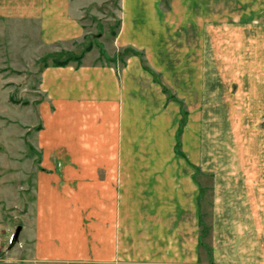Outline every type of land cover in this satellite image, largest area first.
Returning a JSON list of instances; mask_svg holds the SVG:
<instances>
[{
    "label": "crops",
    "instance_id": "1",
    "mask_svg": "<svg viewBox=\"0 0 264 264\" xmlns=\"http://www.w3.org/2000/svg\"><path fill=\"white\" fill-rule=\"evenodd\" d=\"M167 1L117 0L99 60L98 0H0L2 168L5 112L32 134L0 169L26 196L0 210L19 209L29 264H264V0ZM39 48L31 100L10 99Z\"/></svg>",
    "mask_w": 264,
    "mask_h": 264
},
{
    "label": "rangeland",
    "instance_id": "2",
    "mask_svg": "<svg viewBox=\"0 0 264 264\" xmlns=\"http://www.w3.org/2000/svg\"><path fill=\"white\" fill-rule=\"evenodd\" d=\"M164 4L169 3L167 0H163ZM117 0H98V3L96 4L98 7H93V11L90 12V9L87 11V20H89V33L87 35L86 40L83 43V49L84 47L88 46V43H93L96 50L94 52L99 53V60H102L104 57L103 55H111L112 51L114 50L112 47V40H113V34L115 33V30L117 29ZM97 9V10H95ZM90 12V13H89ZM95 12L96 15H92V13ZM91 16H95L94 18H91ZM92 33V35H91ZM100 33L103 37L100 40H96L91 38V36ZM30 42V43H29ZM27 45H31L32 41L29 40ZM82 49L80 47H77L76 53L80 54V51ZM29 51V50H27ZM39 54H33L30 56V59H26L23 66H17V69L21 71L20 75H23V80L16 81V84H21L24 88V92L21 96H18L17 92H12V95L10 99H20V100H31V90L37 89V74L38 71L42 68V62L40 63L39 60H36V57L40 55V58L44 55V50H40L39 48ZM126 53V50H124ZM87 52V51H85ZM97 53H94V56H96ZM85 54V53H84ZM44 61H47L50 63V59L45 58ZM15 68V67H14ZM11 70L12 68H7ZM6 70V69H5ZM9 75L14 73V71L8 72ZM35 76H33V75ZM20 86H18L19 88ZM171 94V93H170ZM169 94V98L172 96V94ZM3 97V96H2ZM1 97V98H2ZM3 111V110H2ZM1 114V112H0ZM27 112L25 108L22 107H12V110L9 112H5V116H7L9 119L15 121V125H8V133H11L12 135L9 136L11 139V148L8 150V153L10 154L8 156V162H7V168L4 166L2 168V164L4 163L3 160H5V151L0 139V155L2 156L0 159V169L1 170H15L13 166L16 164H22L21 166H24L26 161L23 163L19 162L20 157V149L23 148L24 151H28L30 153V147L25 141H30V137L23 138L22 141L16 139V134L20 132V126L21 123L26 116ZM4 116V115H3ZM35 120V118H34ZM3 125V119L0 118V125ZM4 128L3 126L0 129V137L4 136ZM12 157V158H11ZM12 159V160H11ZM20 169H23V167H20ZM9 175V174H8ZM18 180L14 179L12 182H9L8 184L1 183L0 184V205H5V207L8 206V202L10 200L8 199H19L23 198V196H26V193L23 192L18 188L17 182ZM8 197V198H7ZM15 203V200L12 201V203ZM17 208V207H16ZM12 208V206L8 208H3L0 210V259L4 258L8 260L9 258H16L18 259H25V262L18 261L13 262L16 260H13L11 263H7L6 261L0 262V264H29V260L32 259L31 257L25 255V237H26V230H24L22 233H20L18 242L13 245L12 248H10V239L12 234L14 233L16 227L22 226L25 224V221L22 220L21 214L19 213V209ZM10 248V249H9ZM31 264V263H30Z\"/></svg>",
    "mask_w": 264,
    "mask_h": 264
},
{
    "label": "trees",
    "instance_id": "3",
    "mask_svg": "<svg viewBox=\"0 0 264 264\" xmlns=\"http://www.w3.org/2000/svg\"><path fill=\"white\" fill-rule=\"evenodd\" d=\"M88 50H90V47L89 46L85 47L83 49V55L85 51H88ZM81 58H82V54L75 55V54L68 53V52H60V53L55 54L53 58V64L56 66H64L72 61H76L77 63H79Z\"/></svg>",
    "mask_w": 264,
    "mask_h": 264
},
{
    "label": "water",
    "instance_id": "4",
    "mask_svg": "<svg viewBox=\"0 0 264 264\" xmlns=\"http://www.w3.org/2000/svg\"><path fill=\"white\" fill-rule=\"evenodd\" d=\"M20 231H21V226L16 227L14 233L12 234L11 240H10V244H9L10 248H12L13 245H15L18 242Z\"/></svg>",
    "mask_w": 264,
    "mask_h": 264
}]
</instances>
